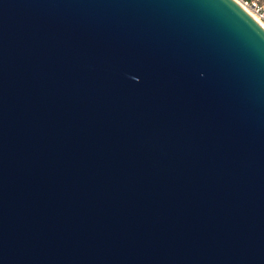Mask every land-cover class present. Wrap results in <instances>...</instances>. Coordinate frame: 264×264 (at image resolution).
Segmentation results:
<instances>
[{
	"label": "water",
	"instance_id": "1",
	"mask_svg": "<svg viewBox=\"0 0 264 264\" xmlns=\"http://www.w3.org/2000/svg\"><path fill=\"white\" fill-rule=\"evenodd\" d=\"M0 264H264V27L0 0Z\"/></svg>",
	"mask_w": 264,
	"mask_h": 264
},
{
	"label": "built area",
	"instance_id": "2",
	"mask_svg": "<svg viewBox=\"0 0 264 264\" xmlns=\"http://www.w3.org/2000/svg\"><path fill=\"white\" fill-rule=\"evenodd\" d=\"M243 8L250 10L264 23V0H235Z\"/></svg>",
	"mask_w": 264,
	"mask_h": 264
},
{
	"label": "bare ground",
	"instance_id": "3",
	"mask_svg": "<svg viewBox=\"0 0 264 264\" xmlns=\"http://www.w3.org/2000/svg\"><path fill=\"white\" fill-rule=\"evenodd\" d=\"M245 9V8H244ZM255 20H257L263 27H264V23L255 15L253 14L250 10L245 9Z\"/></svg>",
	"mask_w": 264,
	"mask_h": 264
}]
</instances>
